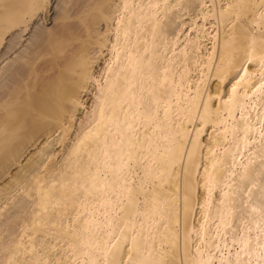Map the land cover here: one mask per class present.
<instances>
[{"label":"bare ground","instance_id":"1","mask_svg":"<svg viewBox=\"0 0 264 264\" xmlns=\"http://www.w3.org/2000/svg\"><path fill=\"white\" fill-rule=\"evenodd\" d=\"M52 1L0 0V264H264V0Z\"/></svg>","mask_w":264,"mask_h":264},{"label":"rangeland","instance_id":"2","mask_svg":"<svg viewBox=\"0 0 264 264\" xmlns=\"http://www.w3.org/2000/svg\"><path fill=\"white\" fill-rule=\"evenodd\" d=\"M60 2H61V0H53V1H52V3H53L54 6L51 5L50 8L48 7V9H47V10L49 11V17L52 16V15L54 14V7L56 8V6H57ZM52 6H53V7H52ZM52 8H53V9H52ZM49 17H48L46 20L43 19V18H41V20L43 19L44 22H43V21L39 22V25H40V26H41V25L44 26L43 24H49V23L51 22V21H50L51 19H50ZM48 19H49V20H48ZM47 22H48V23H47ZM40 23H41V24H40ZM205 43H208V46H210V44H209L208 41H205ZM214 80H215V79H212L211 82H210V85H211L212 87H214V86H213V84H214V82H215ZM225 84H226V83H224L223 85H224L225 88H227V85H225ZM208 132L210 133V130L207 128L206 132H204V134H203V136H204L205 138H206V135H207Z\"/></svg>","mask_w":264,"mask_h":264}]
</instances>
